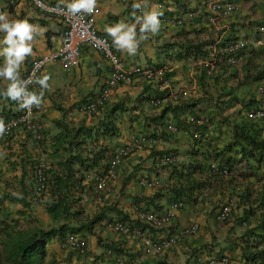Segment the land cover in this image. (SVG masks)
Instances as JSON below:
<instances>
[{
    "label": "crops",
    "instance_id": "1",
    "mask_svg": "<svg viewBox=\"0 0 264 264\" xmlns=\"http://www.w3.org/2000/svg\"><path fill=\"white\" fill-rule=\"evenodd\" d=\"M44 1L50 4L59 3V0ZM157 1L162 0H149V3L150 5L156 4ZM178 1L180 0L162 1L165 3L167 9L168 14L164 13L166 16H179L180 3ZM235 1L239 3L241 9V14H239L240 9L238 10V16H241L245 20V23H237L241 21L239 18L237 20L232 19V22H227L226 28L231 30L240 29V35L248 37L251 43L250 53L253 51L252 57L257 62L261 60L262 64H264L262 58L258 60V55L264 54V43H258L254 34L255 25L264 20V0ZM67 2H70V0H67ZM133 2L134 0H98L96 12L92 16L98 32L105 34L111 40V37L104 30L105 27L113 25L121 19L130 20L131 4ZM4 11L13 18H28L31 23H37L42 28L47 29L43 38L38 37L36 39L33 48L34 55L25 61L21 69V73H23L27 71L30 64L36 58L54 49L59 44L63 24L58 17L44 15L35 9L29 0H0V12ZM233 21L236 23H233ZM228 29H224L223 32L229 33ZM197 34L199 35L200 33ZM195 36L194 32L188 35L180 34V28L174 27L170 23L162 22L160 32L156 36L151 37L146 44L141 45L137 56L129 57L117 51L114 46L113 48L119 55L124 69L127 71H130L136 64L142 67L153 64L165 65L171 71V79L176 84L178 81L193 79V68L195 69L196 67H190L188 74L182 73L183 76H180V69L185 70L186 66L182 61L183 67H180V57L177 55L180 53V50L185 48L182 38H194ZM201 36L207 37L204 34H201ZM2 39L3 33H0V40ZM0 47H3V45L0 44ZM2 63L3 58L0 57V65ZM109 71L110 66L107 59L100 52L87 46L81 47L79 61L76 66L68 69L62 61H53L42 69L41 74L44 72L51 74L50 87L45 91L44 97L46 101H50V106L40 109L35 108V111L39 113L38 116L41 120L39 121L41 123L40 129L43 131L45 139L48 140L52 137L50 151H53L56 147L53 136H56L60 131L59 126L55 122L57 119L64 120L71 125L83 123L85 126L97 125L98 122L109 125V123L111 124L114 121L116 127L112 131L118 134L115 136L110 134L103 138L100 136L99 138V142H102L104 139V142L111 151L121 143L128 141L139 131L155 134L159 124L170 116L176 115V111H172L171 109H167L161 114V111L149 107L144 98L148 94H156L161 89H158L152 81H140L136 78L129 83L118 84L112 90L104 110L97 117L78 112L76 108L77 103L82 99H91L97 96L109 76ZM263 78L264 76H262ZM7 83L8 81L1 79L0 90H3ZM173 85L174 83H171L172 87ZM31 90L39 91L40 89L38 85H35ZM17 112L18 105L15 102L0 98V116L5 119L15 115ZM178 114L180 115V110H178ZM28 142H30V136L23 130L15 131L7 140L0 142V199L9 194L12 188L15 187V184H18V189L16 191L14 189L11 193L18 195L19 190V194L24 192L25 195H28V189L19 183L23 177V171L27 170V165L30 162L28 160H32L26 158V156H29L28 153H31L27 151L29 149ZM186 142L185 133H180L179 129L178 133L172 138H167V135H163L159 143L160 148H167L172 153L174 151L180 154V150H182L180 146H184ZM60 150L62 157L65 152L62 148ZM156 154L157 152L152 153L151 149L144 146L136 150L126 161H123L116 168L115 176L111 179L112 188L101 204L93 196L89 180L81 176L82 179L79 181L81 187L79 186L75 191L80 196L79 201L82 207H87L92 213H98L102 209H110L107 212L109 216H127L126 218L133 220V222H136V212L138 214L142 209L159 210L165 208L176 195L175 189H172V179H161L162 186L154 188L141 186L138 183V179L142 175L154 177L157 171L160 172L161 168H159L157 165L159 163L155 159ZM26 160L28 163H26ZM167 174L168 172L165 169L163 170V176L159 173L161 177H166ZM150 197L154 201H148ZM27 200L29 201V199ZM30 202L35 203L36 201L31 200ZM196 214V216L192 215L189 209L179 211L173 223L160 230H149L145 225L141 227L146 228L150 237L163 238L179 230L180 224H183V222L188 223L196 220L202 225L197 242L206 243L210 240V236L207 227L204 226L205 218L203 214ZM104 231L106 230L104 229ZM4 235V231L2 230L0 232V242L8 241V238ZM100 239L103 242L111 243L113 247L119 249L127 258L130 257L132 260L138 262V264H186L193 251L189 249L195 246L194 241L182 242L180 245L151 259L149 256L143 254L142 239L127 238L113 232L112 235L107 236L106 233L104 236L100 235L99 238L98 234L94 238L97 247L96 251L98 252L101 251L100 244L102 243ZM191 243H194L192 244L193 246L189 245ZM6 254L7 251L0 244L1 263H3L2 260L5 259Z\"/></svg>",
    "mask_w": 264,
    "mask_h": 264
},
{
    "label": "clouds",
    "instance_id": "2",
    "mask_svg": "<svg viewBox=\"0 0 264 264\" xmlns=\"http://www.w3.org/2000/svg\"><path fill=\"white\" fill-rule=\"evenodd\" d=\"M162 1H157L156 4L150 5L149 0H134V2L131 4L132 11L130 13V20H128V21L123 20V19L118 20L113 25L106 26L104 29L105 32L107 33V35L111 37L112 46H114V48L117 51L121 52L122 54H126L129 57L137 56L140 52L141 45L146 44V42L149 41L151 37L156 36L161 30L162 22H166V21H163L162 18H163V16H166L164 13H166V14H168V13H167L165 3ZM189 1L194 2L193 0H189ZM208 1L209 0L206 1V5H205L204 10H202V6H199V7H197L196 11H192V10L188 9L186 6V9L183 8V13H182V11L180 12V10L178 11L179 16L184 17L185 22L187 21V19L189 20L193 17H197L200 15V16H202L201 18L204 21V25L209 26V29H203L202 32H200V31L195 32L196 36L194 38L191 37L192 45L196 41H197L196 43L202 42V43H204L203 50L207 51V53H208L205 57H202V55H200L194 59L192 56H190V58L193 60L190 62H193V63L188 62V60H190V58L187 60V62L189 64H195V65H196V63L194 61H196V60L198 61L199 66H197L196 69L193 68L194 69V71H193L194 75H196L199 71L196 80H194V79L188 80L189 83H187L185 85L180 84V82H182V81H178L175 84V81H172V79H171V77H172L171 71L165 65L153 64L151 66L142 67V66L136 64L133 66V68L138 66L141 68L150 67V68L155 69V70H158V69L164 70V74L168 78V86L169 87L162 89L159 87L161 81H158L156 79L150 80V82L151 81L154 82L156 84V86L158 87V89H161V90H159L156 94L153 93V94L146 95L144 100L147 103V105L153 109H157L159 111H162L165 109V107H169V109H171L172 111H176V115L172 116V117L170 116L168 119H166L161 124H159L157 126L155 134L139 131L133 137H131L128 141L121 143L115 149H113L111 151L107 147L106 143L102 144L104 142V139L102 140V142H99V140L91 141L90 139H85V141L80 145L79 149L83 150V155L87 158H91V156L94 153H97V151L99 149L105 148L104 158L100 162H98L97 164H95L93 166H88L87 163L89 162V160H87L85 163H83L81 165L78 163H75L73 166V168L75 170V173H74L75 178H79V177L83 176L89 180L91 187H92V194L94 197H95V195L93 193L94 192L93 188H94L95 183H94L93 176H95V175H108L111 157L113 156L114 152L117 151L121 146L129 144L133 138L138 137L139 135H146L148 137H151L155 141L154 144H152V145L144 144L138 149H141L144 146H147V148L151 149L152 153L157 152L155 159L158 161V158L161 155L166 154V153H172V151L168 150L167 148H160V143H159L160 138L163 137V135H167V138L168 137L172 138L178 133V131L180 129V133L181 132L185 133V136L187 138V142L185 143L186 146L185 145L180 146V148L182 149V150H180V154L173 151V154L177 156V162L175 164H172L171 166L170 165L164 166V165H161L159 163V161H158L159 164H157L155 162L159 166V168H161V169H160V172L157 171L155 173L154 177L159 178L160 182H161V179H172L176 175L177 172H180V176H182V178H183L182 173H184L193 181L194 187L192 189H188L187 191H184L180 195H175L174 199L165 208H163V210L168 209L172 202H174L176 200L184 199L185 204H184L182 209H179L177 211V213L179 211L181 212V211L189 209L191 214L194 216L197 215L196 213H198V215L203 214V217L205 218V224L207 222V217H209V214H210L211 219L217 224L229 223V221L233 218V214H232V217L229 221H226L224 223H220L219 221H217L215 219V213L221 205L227 204V203H231V211H233V208H232V200H233L232 183L234 182V176H233V173L235 171L234 167L243 165V164L250 162V161H247L246 158H244L242 156V154L239 152L238 148H236L235 150L230 151L228 153L225 151L226 146L230 143H226V141H225L226 139L223 142H221V134L219 137V132L221 131V133H222V130H221L222 127L226 128V126L224 124L219 123V121L221 119L220 115L222 116V112H220L219 107H220V104L222 101L226 102L228 100L226 98H229V96L233 97L232 92H234L235 88L234 87L232 88V85H231L232 81H231V78L228 76V74H229V75H231V77H233L232 76L233 70H231L232 68L235 69L236 67H238V65L241 63V61L243 63V60H245L246 64L243 65V68H242L243 72H245L244 74H246V75L253 74L252 76H254V78L256 80H258L259 78L264 76V69L260 68L261 69L260 73H258V71H256V70L259 68V66L261 67V65H258L253 70L249 69V67H248L249 63L248 62L255 60V58L252 57V55H251L253 51L250 53L251 43H250L248 37L241 36L240 35V29H233V30L228 29L226 27H223V25L225 26V24H223L220 21L218 23L220 29L217 30L215 27H213L212 25H210L206 21L205 15L208 13L209 3L212 0H210L209 2ZM225 1H232L237 6V9L234 12H232L229 16L224 17L225 19H227L233 13L238 12V10L240 9V5L235 0H225ZM97 2H98V0H70V2H67V0H59V3L57 4V10L60 13L67 12V14L72 15V16H79L81 14H92L97 9ZM188 12L193 13V16L190 18L185 17V14ZM170 16H172V15H170ZM167 23H169V22H167ZM201 26H203V25H201ZM261 26H264V20H262L261 22H258L255 25L254 34L258 40L257 42L262 44V43H264V31H262L260 29ZM174 27L180 28V25L174 26ZM224 29H228L230 32L224 33L223 32ZM46 31H47V29L42 28L39 24L31 23L28 18H13L6 11L0 12V33H3V39L0 40V44L3 45V47H0V57L3 58V63H2V65H0V80L4 79V80L8 81V83L6 84L4 89L0 90V98L15 102L18 105V111L21 110V111L31 112V110L33 109L34 119L38 122L39 131H40V134L42 135V138L39 140V142H34L31 135L27 132V134L30 136V142L32 143L33 146L34 145L39 146L40 141L46 140L45 139L46 137H45L43 131L40 129V122L35 117V108L40 109L42 107L50 106V101H46L44 97H45V91L48 90L50 87L49 81L51 80V74L48 72H44L39 77H35L34 79L32 77H29L28 79H23V78H21V69H22V66L24 65L25 61L29 57L34 55L33 48H34V44L36 42V39L38 37L43 38ZM215 31H217V32H215ZM197 33H200V34L198 35ZM201 34H204L207 37H202ZM196 38H198V39L195 40ZM238 38L246 41V44L242 48V52L240 54L241 59L238 62V64L235 66H231L228 64L220 65V68L216 71V73L208 74L206 69H205L204 62L207 59H209L211 52L214 49H216V51H218V52L219 51L222 52L223 47L226 44V42L230 41L231 39H238ZM261 44H257V45H261ZM191 51H192L191 48L188 49V52H190V54H191ZM257 64H259V63L257 62ZM122 66H123V64H122ZM123 69H124V67H123ZM132 69L130 71H127L125 69L127 72H130V74H128L130 79L126 82H123V83H129L135 78L137 80H140V81H149V80H144V79H141L138 77H134V74L131 73ZM182 71L183 70L180 69V72H182ZM202 71L205 74L204 78H201L202 77L201 76ZM26 72L27 71H25L23 73H26ZM210 76H212V77L208 79V77H210ZM217 76H220V81H222V79L226 80V83H225L226 89H224L222 86L220 87L221 84L218 85L220 83V81L214 82V79ZM200 79L203 81V83L199 82ZM242 79H243V77H242ZM171 83H174L173 87L171 86ZM120 84H122V83H120ZM30 85H34V86L38 85L40 90L39 91L31 90L32 88H34V86H32L31 89L29 90ZM234 86H236V85H234ZM200 87H202L203 89H201ZM208 87L210 88L211 94H209L207 92V91H209ZM179 88L182 91L183 90L186 91V95H185L186 97H184V98L182 97L179 102L160 104V105L158 104L157 106H153L150 104V100L152 98L166 94L171 89L177 90ZM229 90H230V92H228ZM215 91L218 92L217 96L214 95ZM206 94L209 97V100H208ZM224 94L227 95L226 98L224 97ZM213 96H215V97H213ZM222 96L225 98L224 100L220 99ZM263 96H264V85H259L255 90L253 98L247 99L246 101L242 102V106L240 108V110H244L246 116L249 119L256 121V123L260 124V125L264 124V114H263V116H261L259 118H252L249 116V111L255 107L260 108L264 111V105L261 102V99L263 98ZM95 97H93L91 99H82L80 102H78L77 106H76L78 112H80L81 114L96 116V117L98 116V114H101V112L104 110V107L106 104L104 105L103 110H101L98 113H94V114H90V113L83 112L80 110L82 105L87 104L88 102L92 101ZM234 98H236V97H234ZM196 99H198L200 102L199 101L196 102ZM229 101L230 100H228V102ZM237 101L239 102L240 99L238 98ZM207 102H209L208 105L206 104ZM211 103L213 105H211ZM178 110H180V115L178 114ZM188 114H193V115L198 114L197 116L203 115L205 117H208L210 119V122L207 124H203V125H207V126L209 125L210 126L212 124V122L214 121L220 127L219 131L212 133L209 137H203L202 132H201L200 137H196L200 141V144L198 146H201L202 150H204L205 152L211 151L208 163L207 164H205V163L201 164V166H202L201 171L198 169H195V166L197 164H199V162L201 161V159H202L201 153L202 152L199 149H197V151L193 149L194 140L190 135H188L189 132L187 131L186 127H183V125L185 124L186 116ZM15 115H13V116H15ZM13 116H10V117H13ZM231 116H232V118L234 117L233 112L230 113V117ZM10 117H7L4 119V117L0 116V137H3L4 134L8 131V126L5 123V120L10 118ZM230 117H229V119H230ZM169 122H173V123H176L178 125L179 128H178V131L176 133L170 134L167 132L166 125ZM111 124H114V126H113L114 128L116 127L114 121H112ZM203 125H201V127ZM188 129H190V132H193V135H194V131L190 125H188ZM18 130H22V129H18ZM13 133L4 140H7L9 137H11L13 135ZM218 137H219V139H218ZM158 138H159V140H158ZM4 140H1L0 142H2ZM77 141H80V138H78ZM90 143L93 145L92 148L89 146ZM219 143L221 145V148L217 149ZM138 149H134L128 155H126L120 161V163L116 166V168L121 163H123V161H126V159L129 158ZM218 151L220 154H218V157L217 156L215 157V155ZM194 152L198 153V154H194ZM41 156L45 159V161L47 163V170L49 168H51L50 163L47 161V159L44 157V155L39 154L37 159L34 161L33 177H32L33 181H34L35 165L37 164V161ZM225 156H228L229 159L226 160L224 158ZM212 160H215L219 163H225L226 165H228L232 170L231 177L221 178L217 175L208 174L209 162ZM226 161H229L230 163H227ZM116 168H115V173H116ZM164 169L166 170V172H168L170 177H168L169 176L168 174L166 175V177H161V176H163V170ZM47 170H46V173H47ZM159 173H161V176L159 175ZM47 177H48L47 189L40 193V192H37L35 190V186H34L33 193H36V194L48 193V191L50 190V186H51L50 177H49L48 173H47ZM154 177L142 175L141 177H139L138 183H139V185H141L140 184L141 179L151 180ZM108 178L109 179L107 180V182H108L109 188L111 190V188H112L111 179H113L114 177H112V178L108 177ZM245 180H247V179H244V181ZM161 186H162V184H160L159 186H155V185L150 186V188L161 187ZM145 187H147V186H145ZM205 188H209V190H211V192L209 191V193L205 197H202L201 195H202V192L204 191ZM228 189H229V193L227 192ZM110 190L106 191L105 194H102L101 200H98V202L100 204L104 201L106 195L109 194ZM213 191L217 192V194L219 195V200H222V197H224V199L222 201L213 202L212 201L213 199L211 198ZM263 193H264V190H263ZM7 198H8V195H7ZM7 198L5 196L0 200H5ZM186 204L190 205V207L188 209H184ZM80 207H82L81 203H80ZM99 209H100V207H99ZM148 210H153V209H148ZM154 211H156V210H154ZM202 211H204V212H202ZM85 212L86 211L84 208V212H82V215L84 217L87 216L88 218H90L91 215H87ZM177 213H176V215H177ZM93 214H95V212ZM136 215H137V212H136ZM112 219H122V220L130 221L129 218L127 219V218L120 217V216H109V215H107V216H104L102 219L98 220V222H96L95 225H97L100 228V231H104V229H105L106 230V231H104L105 233H107L108 235H112V231L110 229H108L105 225H103V222L105 220H112ZM132 222H133V220H132ZM172 223H173V221H172ZM242 223H243V225L247 224L246 226H248L249 222L245 220ZM183 224H196L197 228H198L197 234L195 236L186 238L183 241V242H186V241H191V242L194 241L195 242V246L192 249H189V250H193L191 252L190 257H189V261H188L189 264L192 263L193 257L198 253L203 254L205 252H209L211 254L218 255L219 252L216 251L215 248H213V247H212V249L209 248L210 244H207L208 245L207 246L206 243H198L197 242L199 239V236H200V229L202 227V225L200 224L199 221L195 220V221H190L188 223L183 222ZM183 224H180V227ZM93 227H92V229H93ZM145 227L149 230H154L151 227H147L146 225H145ZM210 231H211V229H210ZM147 233H148V231H147ZM69 235H77V236L85 239V237L82 236L83 235L82 233H71ZM65 236H67V235H65ZM120 236H124L127 238H135L137 240L142 239L140 237H133L131 235H128V236L127 235H120ZM99 238H100V235H99ZM61 240L62 239H59L60 242H61ZM100 241L102 243V244H100V247H101V252L104 255L103 261L105 264H126L127 261L131 260L130 257L127 258L123 253H121V251L119 249L113 247L111 243L103 242L101 239H100ZM87 244H88V242L86 240V246L83 249H81V250H70V249H68V250L72 251V252H78L79 253V252L84 251L87 248ZM192 244H194V243H191L189 245H192ZM142 248H143V243H142ZM230 264H232V263L230 262Z\"/></svg>",
    "mask_w": 264,
    "mask_h": 264
},
{
    "label": "built area",
    "instance_id": "3",
    "mask_svg": "<svg viewBox=\"0 0 264 264\" xmlns=\"http://www.w3.org/2000/svg\"><path fill=\"white\" fill-rule=\"evenodd\" d=\"M31 4L41 11L43 14L48 16L58 17L62 24L63 30L60 34L59 44L50 51L46 52L42 56L36 58L29 66L26 73H21V78L28 79L32 77H39L42 69L53 61H62L64 65L69 69L79 61L81 47L87 46L98 52H100L105 59L109 62L110 71L109 76L98 93V95L87 104L81 106V111L90 114L98 113L103 110L104 105L108 101L112 90L120 83L126 82L130 79V72L123 69L120 57L114 50L111 40L105 35L100 34L94 24L92 14H81L79 16H72L67 14V12L60 13L57 10V4H49L44 0H29ZM162 5V4H161ZM237 9V6L232 1H220L212 0L209 3L208 13L205 15L206 21L215 27L217 30L220 29L218 23L222 18L229 16L232 12ZM193 13L188 12L185 17H192ZM163 21L169 22L173 26H179L184 21V17L181 16H163ZM260 29L264 31V26ZM217 32V31H215ZM246 44L243 39H231L226 42L223 47L222 52L216 51L214 49L209 59L204 62L205 69L208 74L216 73L220 68V65L228 64L235 66L240 61L242 48ZM134 77H138L144 80L156 79L160 82V88H166L168 86V78L164 74L163 69H152L150 67L141 68L134 67L131 71ZM34 85L29 86V90ZM186 91L169 90L166 94L158 97H154L150 100V104L157 106L158 104H168L179 102L180 99L186 97ZM264 111L260 108H253L249 111V116L252 118H259L263 116ZM186 122L190 124L194 131L195 137H200L201 131L199 126L207 124L210 122L208 117L203 115H193L188 114L186 116ZM8 126V131L3 137H0V141L6 139L14 131L22 129L28 132L34 142H39L42 135L39 131L38 122L34 119L33 109L31 112L19 110L15 116L10 117L5 120ZM178 125L173 122H169L166 125V130L168 133L173 134L178 131ZM155 141L151 137L146 135H139L133 138L129 144L121 146L117 151L114 152L110 160V168L108 175H95L94 178V195L97 200H101L102 194L110 190L107 180L108 177L112 178L115 176V168L120 163V161L128 155L134 149L140 148L144 144H154ZM161 165L171 166L177 162V156L173 153H166L158 158ZM47 163L45 159L41 156L34 170V186L37 192H43L48 187V177H47ZM208 174L217 175L221 178L231 177L232 170L225 163H219L215 160L209 162ZM140 184L142 186H159L161 184L160 179L157 177L151 180L141 179ZM184 199L176 200L172 202L168 209L161 212H156L154 210L142 209L138 212L136 217V222H130L128 220L122 219H112L105 220L103 225L110 229L115 234L119 235H131L133 237H140L143 240V253L146 256H158L167 250H170L178 245H180L186 238L193 237L197 234L198 228L196 224H183L179 230L175 233L167 235L163 238H153L147 233L146 228H142V224L147 227H151L154 230H160L163 227L169 226L179 209L184 206ZM232 217L231 213V203L221 205L215 213V219L220 223L229 221ZM61 247L70 250H81L86 246V240L77 235H67L62 238ZM191 264H230V259L228 256L215 255L209 252L196 254Z\"/></svg>",
    "mask_w": 264,
    "mask_h": 264
},
{
    "label": "trees",
    "instance_id": "4",
    "mask_svg": "<svg viewBox=\"0 0 264 264\" xmlns=\"http://www.w3.org/2000/svg\"><path fill=\"white\" fill-rule=\"evenodd\" d=\"M193 1L197 3L189 0L178 1V3H180V12L182 11L183 13V8L186 9V6L192 11H196L197 7L199 6H202V10L205 9L207 0ZM234 14L236 13H233L230 17H228V20H232V16ZM201 17L202 16L199 15L189 20L187 19L186 22L183 21L180 25V34L188 35L192 32H202L203 29H209V26L204 25V21ZM197 39L198 38H196L195 40ZM182 42L185 43V48L180 50V53L177 56L180 57V60H182L184 63L187 62L190 56H192L194 59L200 55H202V57H205L208 54L207 51L203 50L204 43L202 42L196 43V41L192 45L191 38L187 37H183ZM190 48L192 49L191 54L190 52H188V49ZM201 76V78L205 77L203 71L201 72ZM219 81L220 76L215 77L214 82ZM199 82L203 83L201 79ZM221 83L223 84L222 87L226 89V80L222 79V81L218 85H220ZM200 88L203 89L202 87ZM208 90L209 91L207 92L211 94L209 87ZM228 92H230V90ZM207 98L209 100L208 96ZM198 101L199 100L196 99V102ZM227 102L228 100L226 102L222 101L220 104L219 109L220 112L222 110V114L223 109L228 106ZM167 109H169V107H165V109L162 110L161 113H163V111L165 112ZM113 110H115V108H113ZM229 117L230 116L228 115H222V118L219 121V123L224 124L225 126L227 124L229 126L227 127L228 131L225 130V135H228V142L230 144L226 146L225 151L228 153L238 148L242 156L246 158L247 161L255 163L257 167H260L263 170L264 174V124L260 125L257 124L256 121L249 119L246 116L244 110H239L237 112V115H235L233 118L231 116L229 119ZM55 122L60 129L59 133L55 136V143L61 146L65 154L57 161L58 169L50 168V170H47L48 174L51 172V186L50 190L48 191V193H51V197L49 201L45 202L46 213L49 218L48 225L46 227L37 226L33 229L25 230L16 229L15 227L8 226L7 224H4L3 226L1 225V231H4V236L8 238V241L6 240V242H3V246L5 251H7V254L5 255V263H1L0 261V264H59L56 263L54 259H51L48 263H45L47 243L55 237L58 239H62L63 237H65V235H69L71 233H90L95 223L98 222V220L102 219L104 216H107V212H109L110 210L102 209V211L100 210L98 213L93 214V217L88 218L86 216V218H84L83 220L79 219L82 212H84V208L80 207V196L77 195V191H75V189L80 186L79 181H81L82 177H74L75 170L73 166L75 163L81 165L87 160H89V162L87 163L88 166H93L104 158L105 148L99 149L97 153H94L91 156V158H87L83 155V150L79 149V147L85 141V139L95 141L99 140L100 136H102L103 138L110 134L117 135V133H114V131H112L114 128V124L109 123V125H105L104 123L98 122L97 125L94 124L92 126H85L83 123L71 125L61 119H57L55 120ZM188 125L190 124L187 123L185 119V124L183 125V127H186L187 131L189 132L188 135H190L194 140L193 149L196 151L197 149H199L202 152V159L199 164L195 166V169L201 171V164L208 163L211 151L205 152L204 150H202L201 146H198L200 144V141L198 138L194 137L193 132H190V129H188ZM219 128L220 127L218 126V124L214 121L210 126L203 125L202 127H199L203 137H209L212 133L219 131ZM99 131L101 132L98 134ZM219 134L223 135L221 131L219 132ZM78 138H80V141H77ZM55 148L59 149L60 147L56 146ZM219 151L216 153L215 157H218ZM194 154L198 153L194 152ZM224 158L226 160L229 159L228 156H225ZM226 162L230 163L229 161ZM33 166L34 161L32 160L29 162V170L23 171V177L19 181V183L24 188H27L30 185L32 191L34 189V181L32 178ZM182 174L183 178L182 176H180V172H177L171 180L172 189H175L174 192L176 195H180L184 191H187L188 189H192L194 187L193 181L184 173ZM227 192L229 193V189ZM7 195L9 199L17 200L16 196H12L10 194ZM260 196L264 197V193L262 194L261 192ZM25 198L26 195L24 192L21 194L18 193V201H21L24 206H30V204L25 201ZM262 199L264 200V198H259V203H262V205H264V201ZM148 201L154 200L152 197H150ZM248 204V207L250 206V208L248 209V211H245L247 213H245L246 216L240 215L241 219H239V222L248 220L247 218L251 217L248 216V214L253 212L255 204L253 205L251 201ZM161 211H163V208L156 210V212ZM231 213L234 217L233 211H231ZM130 222L132 223V220H130ZM257 223L253 227L246 228L244 232L245 237H247L246 235L253 237L252 242L249 243L248 239H246V241H241L236 238L237 240L234 239L233 242L231 241V243L229 244L228 248L232 249L234 247L235 249H239L240 255L238 257V260H240V262H243V264H264V219L261 220L258 224ZM253 240H256V242ZM230 245H232V247ZM250 246L254 247V249H249ZM233 252L235 251L233 250ZM218 255L228 256L230 262L232 264H235L234 259L232 258L236 257L232 253H218ZM186 264L189 263L187 262Z\"/></svg>",
    "mask_w": 264,
    "mask_h": 264
},
{
    "label": "rangeland",
    "instance_id": "5",
    "mask_svg": "<svg viewBox=\"0 0 264 264\" xmlns=\"http://www.w3.org/2000/svg\"><path fill=\"white\" fill-rule=\"evenodd\" d=\"M221 1H225V0H221ZM239 11H240L239 14H241V9ZM239 14L238 12H236V14H234L235 16L234 15L232 16V19L237 20V18H239L242 22L240 21L237 23L244 24L245 20L241 16L239 17L238 16ZM221 22L225 24L224 27H226L227 22H232V20L230 19L228 20V18L227 19L222 18ZM233 23H236V22L233 21ZM261 58L264 60V54L258 55V60H260ZM190 61H193L192 59L188 60V62L193 63ZM181 62L182 60H180V67H183V64ZM188 62L184 63L186 66V69L180 72L181 74L180 76H183L182 73L188 74L189 72L188 69L190 67L199 66L197 60L194 61L196 65L189 64ZM248 63H249L248 64L249 69L253 70L258 65H261V67L259 66V68L256 71H261L260 68L264 69L263 68L264 64H262L261 60L260 62H258L259 64H257L255 60L249 61ZM245 64H246V61L243 60V63L241 61L238 67H236L235 69L234 68L231 69L233 70L232 71L233 77H231V75L228 74V76L231 78V81H232L231 82L232 88L234 87L235 89H234V92H232L233 97L229 96V98H226L227 95L224 94V97L230 100L227 103L228 106L223 109L222 115L224 116L225 115L230 116V113L232 112L234 113V116L237 115V111L240 110L242 106V102L246 101L247 99H252L256 88L259 85H264V79H262V77L256 80L254 76H252L253 74H248V75L244 74L245 72H243L242 68H243V65ZM198 73L196 75L193 74L194 80L197 79ZM211 77L212 76L208 77V79ZM189 80H192V79H189ZM187 83L189 82L186 80L180 82V84H183V85ZM221 86H223L222 83L220 87ZM214 95L217 96L218 92L215 91ZM224 97L222 96L220 99L224 100L225 99ZM238 98L240 99L239 102L237 101ZM261 102L264 105V96L261 99ZM206 104L208 105L209 102H207ZM211 105L213 104L211 103ZM38 115L39 113H36L35 111L36 119L41 121ZM220 117L222 118L221 115ZM232 120H235V119H232ZM227 127H229L227 124H226V128L222 127L223 135L221 134V142H223L226 139L225 140L226 143H229L228 135H225L226 133L225 130H227ZM54 137L55 135L53 136V139L55 141ZM219 137H220V134H219ZM51 142H52V137L48 140L40 141L39 146H35V145L33 146L31 142H28L29 149H27V151L31 153H28L29 156L28 157L26 156V158L32 159L33 161H35L39 154H43L44 157L47 159V161L50 163V167L52 169L54 168L58 169L57 161L58 159L61 158V150L54 148L53 151H50L51 146H52ZM102 144H105V142H103ZM55 146H58L61 148V146L57 144H55ZM89 146L91 148L93 147L91 143ZM218 148H221L220 143L217 149ZM32 160H28V161H32ZM28 161L26 160V163H28ZM28 166H29V163L27 165V170H29ZM234 169H235L233 173L234 182L232 183V186H233L232 208H233L234 217L229 221V223L217 224L211 219L210 214H209V217H207V222L204 226L207 227V230L210 236V240L206 242V245L210 244V247H209L210 249H212L213 247L219 253H232L236 257V258H232L234 259V263L243 264V262H240V260H238L239 259L238 257L240 255L239 249H235L234 247L231 249L228 247L231 241L233 242V240L236 238L241 241L242 240L246 241V239H248L249 243L252 242L253 237L248 236V235H246L247 237L244 236L245 229L255 226L257 222L259 223L261 220L264 219V205H262V203H259V198H264L260 196L261 192L263 194V190H264V174H263V170L260 167H257V165L252 162H247L243 165L234 167ZM49 177H51V172L49 173ZM244 179H247V180L244 181ZM14 189L15 191L18 189V184H15V187L12 188L11 192ZM27 189H28V195H26L25 201L28 202L30 206H24V204L21 201H18V195H15L11 192H9V194L12 196H16L17 200H11L9 198L5 200H0V232H1V227L4 224H7L8 226L15 227L16 229H21V230L33 229L37 226L46 227L48 225V218L46 214L45 202L49 201L51 197V193H46V194L45 193L43 194L33 193L32 189L30 188V185L27 187ZM209 191L211 192L209 188H205L201 196L205 197L209 193ZM18 193H19V190H18ZM211 198L213 199L212 200L213 202L222 201L224 199V197H222V200H219V195L217 194V192H214V191L212 192ZM27 199H29V201ZM256 199H257V202H256ZM31 200H35L36 202L32 203L30 202ZM250 201L251 203H253V205L255 204V207H254L253 212L248 214V216H251V217L247 218L248 220L246 221H249V223H248V226H246L247 224L243 225L242 222H239V219H241L240 215L246 216L247 213L245 211H248V209L250 208V206L248 207L249 205L248 203ZM189 207L190 205L186 204L184 209H188ZM85 211L87 215H91L90 217H93L92 211L91 210L89 211L87 207H85ZM84 218L86 217H84L82 214L79 217L80 220H83ZM98 234L104 236V234L106 233L104 231H100V228L97 225L93 227L90 233L83 234L82 236L85 237L88 244H87V248L84 251L79 252V253L72 252V251L62 248L58 238L55 237L54 239H51L47 243L45 263H48L51 259H54V261L59 264H105L103 261V258H104L103 253L101 251L100 252L96 251L97 247H96L94 238ZM107 236L109 235L107 234ZM253 241L256 242V240H253ZM0 244L3 246V242H0ZM230 246L232 247V245ZM249 249L253 250L254 247L250 246ZM233 250L235 252H233ZM149 257L151 259H154L156 256H149ZM2 261L3 263H5V259H3ZM126 264H138V262L131 259L130 261H127Z\"/></svg>",
    "mask_w": 264,
    "mask_h": 264
}]
</instances>
